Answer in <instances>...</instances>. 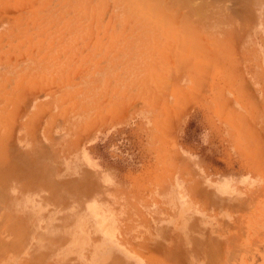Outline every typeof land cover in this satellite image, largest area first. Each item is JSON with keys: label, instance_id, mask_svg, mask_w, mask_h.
Masks as SVG:
<instances>
[{"label": "rangeland", "instance_id": "374dc122", "mask_svg": "<svg viewBox=\"0 0 264 264\" xmlns=\"http://www.w3.org/2000/svg\"><path fill=\"white\" fill-rule=\"evenodd\" d=\"M0 264H264V0H0Z\"/></svg>", "mask_w": 264, "mask_h": 264}]
</instances>
